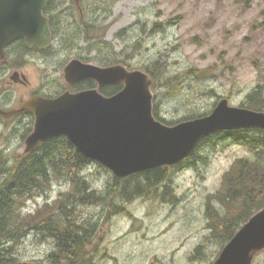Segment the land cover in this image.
<instances>
[{"label":"rangeland","instance_id":"374dc122","mask_svg":"<svg viewBox=\"0 0 264 264\" xmlns=\"http://www.w3.org/2000/svg\"><path fill=\"white\" fill-rule=\"evenodd\" d=\"M88 3L98 10H89L90 20L103 16L98 34L105 32V41L112 44L129 70L144 72L159 63L163 86L155 90L152 87L154 113L168 123L209 115L223 99L233 107H241L263 83L264 0ZM75 16L76 24H81L77 13ZM59 48L62 53L55 50L48 65L39 62L37 68L29 69L39 92L47 88L48 93L64 91V67L87 51L88 45L81 42L78 49ZM191 70L203 78H197ZM20 134L0 128V153L8 164L23 152ZM229 134L216 136L202 146L199 155L206 162L174 174L173 186L179 199L175 205L153 195L128 202L118 198L111 204L110 188L115 178L112 172L95 162L82 168L80 176L104 198L103 202L81 207L78 215L80 224L94 230L87 248L88 264H214L224 247L217 239L208 241L210 234L213 238L207 228L208 197L220 191L224 175L235 160L254 159L248 148L229 140ZM252 137L258 139L259 134L252 133L249 138ZM67 180H54L51 190L43 196L24 198L22 214L34 216L46 204H54L60 193L68 190ZM115 206L124 207L125 212L116 211ZM201 244L206 246L204 255L195 252ZM55 246L50 238L30 231L20 242L5 245L9 251L3 254L14 264H54L50 254L55 252ZM253 264H264V253Z\"/></svg>","mask_w":264,"mask_h":264},{"label":"water","instance_id":"95a60500","mask_svg":"<svg viewBox=\"0 0 264 264\" xmlns=\"http://www.w3.org/2000/svg\"><path fill=\"white\" fill-rule=\"evenodd\" d=\"M49 0H0V58L16 38L28 36L30 46L47 49L51 41L43 11ZM70 86L92 80L99 89L124 85L112 97L99 89L65 93L55 99L35 96L6 118L31 112L34 132L25 153L60 137L88 160L97 162L118 179L182 163L199 143L219 132L262 130L264 112L232 107L221 100L205 117L167 126L153 115V80L143 71L121 65L100 67L80 60L65 68ZM264 251V209L255 214L224 247L214 264H253Z\"/></svg>","mask_w":264,"mask_h":264},{"label":"trees","instance_id":"16d2710c","mask_svg":"<svg viewBox=\"0 0 264 264\" xmlns=\"http://www.w3.org/2000/svg\"><path fill=\"white\" fill-rule=\"evenodd\" d=\"M53 1L56 4L73 3L75 0ZM91 11L98 12L94 8ZM89 17V15L84 16L80 21L81 25H76V27L78 26L76 28L79 31L78 34L68 30L63 44L59 46L64 50H74L80 46L81 42H84L88 45L87 51L78 54V58L95 62L103 67L117 64L126 66L124 62L119 60V54L115 53L112 44L105 41V32L98 34L100 28L97 26L101 24L103 16L100 20L98 18L90 20ZM63 24L68 25L66 19ZM156 31L157 28L153 30V33ZM121 33L123 34V32ZM122 34L118 37L121 38ZM74 35L77 36V39L73 38ZM92 55H94L92 58H87ZM158 64H155L156 68L147 67L144 70L152 78L154 90L159 88V85L163 86L160 84L161 69L157 68L160 67ZM190 72L197 78L204 76L193 70ZM122 88V85L114 86L102 89L100 92L105 96H113L119 93ZM241 107L264 112V80L248 96L247 103H242ZM154 116L168 126L177 124L166 122L158 116L157 112L154 113ZM195 118L198 117L191 116L183 120ZM252 133L259 134L258 139L249 138ZM226 134L223 132L205 139L195 152L178 166L157 168L126 179L114 178L113 187L110 188L109 202L114 204L118 198L120 201L128 202L135 197L153 195L155 199H160L165 203L177 204L179 199L173 186L174 174L184 167L196 166V163L206 162L207 159L199 155L202 146L213 140L214 137H221ZM229 140L248 148L254 159L248 157L235 160L231 169L224 175L220 191L208 197L206 216L209 223L207 228L213 237L210 239V234L208 241L212 242L217 239L223 243L222 248L232 240L238 230L253 215L264 208L263 131H234L229 134ZM6 163H8L7 158H4L0 153V175L3 177L2 182H0V264H14L10 258L4 257L3 252L9 251L5 245L20 242L30 231L45 234L44 236L55 242L57 246L55 251H58L51 254V260L54 264H88L86 260L87 248L90 245L94 230L80 224L78 215L81 207H90L95 201H104V198L93 192L88 182L80 176L81 169L93 162L83 157L68 139L60 138L39 146L33 153L23 157L18 156L12 162V164H19L18 167L16 165L6 167ZM63 178L68 179L70 186L67 191L60 193L54 204L52 203L53 205L51 203L46 204L34 216L22 214L21 205L24 198L45 195L51 190L54 180ZM217 202L218 205H216ZM122 206H115L116 211L120 209L124 213L125 210ZM18 218L19 220H17ZM24 232H26L25 235ZM205 247L201 244L195 252L204 255Z\"/></svg>","mask_w":264,"mask_h":264},{"label":"flooded vegetation","instance_id":"af4514ba","mask_svg":"<svg viewBox=\"0 0 264 264\" xmlns=\"http://www.w3.org/2000/svg\"><path fill=\"white\" fill-rule=\"evenodd\" d=\"M87 1L75 0L73 3L55 4L53 0H49L42 14L43 17L48 20V28L51 33L49 47L47 49H40L37 45L30 46L28 44V39L31 38H28V36H21L5 47L4 54L0 58V128L3 127L5 130H9V132L14 134H20L22 132L23 134L21 133L20 135L23 141V151L25 149L26 140L32 135L34 130L36 120L34 114L31 112H24L7 119L2 113H11L20 110L25 103L35 96L54 99L65 93L78 94L99 88L97 83L92 80L84 81L75 86H70L65 81L64 91L48 93L47 88L43 90V92H39V88L33 83L31 72L29 71V69L37 68L39 62L43 65H48L49 58L54 54L55 50H57V53H62L59 45L64 42L67 33L66 30L72 31L75 29V31L72 32L78 34L79 31L76 30V25L81 24H76L75 14L77 13L79 20L82 21L84 16L87 17L89 15L91 17V10L93 8L96 9L95 6H92ZM96 18L100 20L102 16H97ZM65 19L68 24L67 27L63 25ZM71 25L74 26L72 30ZM73 38L77 39V36L74 35ZM73 60L95 64L94 62L84 61L78 57L71 61ZM71 61H69L67 65ZM10 124L11 126L9 127ZM20 154L22 155L23 152ZM8 165L19 166V164L6 163V167Z\"/></svg>","mask_w":264,"mask_h":264},{"label":"bare ground","instance_id":"6f19581e","mask_svg":"<svg viewBox=\"0 0 264 264\" xmlns=\"http://www.w3.org/2000/svg\"><path fill=\"white\" fill-rule=\"evenodd\" d=\"M28 189H29V188H28ZM28 189H27V190H28ZM27 190H26V191H27ZM28 191H29V190H28ZM28 191H27V192H28ZM17 220H19V218H18ZM17 230H18V229H17ZM38 233H39V232H38ZM25 234H26V232H24V235H25ZM44 235H45V234H44ZM17 238H18V237H17ZM46 238H47V237H46ZM51 240H52V239H51ZM17 243H18V241H17ZM55 245H56V244H55ZM55 247H57V246H55ZM55 250H56V249H55ZM57 251H58V250H57ZM57 251H55V252H57ZM51 253H53V252L51 251ZM53 254H54V253H53ZM50 255H51V254H50ZM50 259H51V258H50ZM52 259H54V258H52Z\"/></svg>","mask_w":264,"mask_h":264}]
</instances>
